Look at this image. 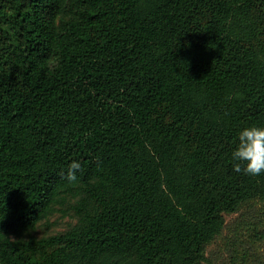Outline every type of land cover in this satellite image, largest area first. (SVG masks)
I'll return each mask as SVG.
<instances>
[{
  "label": "trees",
  "instance_id": "16d2710c",
  "mask_svg": "<svg viewBox=\"0 0 264 264\" xmlns=\"http://www.w3.org/2000/svg\"><path fill=\"white\" fill-rule=\"evenodd\" d=\"M250 126L264 0H0V264H205L264 204L233 170Z\"/></svg>",
  "mask_w": 264,
  "mask_h": 264
},
{
  "label": "rangeland",
  "instance_id": "374dc122",
  "mask_svg": "<svg viewBox=\"0 0 264 264\" xmlns=\"http://www.w3.org/2000/svg\"><path fill=\"white\" fill-rule=\"evenodd\" d=\"M71 213L58 212L42 222L39 236L58 233L74 224ZM205 264H264V204L250 203L226 215L223 233L209 246Z\"/></svg>",
  "mask_w": 264,
  "mask_h": 264
},
{
  "label": "clouds",
  "instance_id": "9594fccd",
  "mask_svg": "<svg viewBox=\"0 0 264 264\" xmlns=\"http://www.w3.org/2000/svg\"><path fill=\"white\" fill-rule=\"evenodd\" d=\"M238 147L232 153L233 170L249 176L264 174V127L250 126L244 128L238 136ZM82 172V165L73 161L67 170L65 179L76 182L77 173Z\"/></svg>",
  "mask_w": 264,
  "mask_h": 264
}]
</instances>
